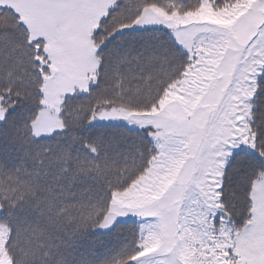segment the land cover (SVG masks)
<instances>
[{"label":"snow or ice","instance_id":"obj_1","mask_svg":"<svg viewBox=\"0 0 264 264\" xmlns=\"http://www.w3.org/2000/svg\"><path fill=\"white\" fill-rule=\"evenodd\" d=\"M0 264H264V0H0Z\"/></svg>","mask_w":264,"mask_h":264},{"label":"trees","instance_id":"obj_2","mask_svg":"<svg viewBox=\"0 0 264 264\" xmlns=\"http://www.w3.org/2000/svg\"><path fill=\"white\" fill-rule=\"evenodd\" d=\"M103 123H107V122H103Z\"/></svg>","mask_w":264,"mask_h":264}]
</instances>
